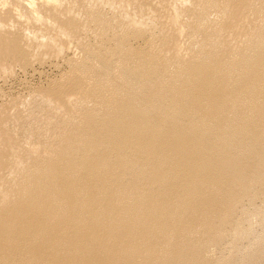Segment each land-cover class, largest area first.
<instances>
[{"label": "bare ground", "instance_id": "bare-ground-1", "mask_svg": "<svg viewBox=\"0 0 264 264\" xmlns=\"http://www.w3.org/2000/svg\"><path fill=\"white\" fill-rule=\"evenodd\" d=\"M122 1L93 0L87 12L96 26L83 25L74 40L82 60L67 56V43L51 32L47 39L37 37L36 56L60 57L71 66L61 87L64 96L59 94L54 107L71 120L77 113L81 122L75 120L77 127L62 134L52 149L15 156L11 186L7 181L0 191V264H264V0H244L236 7L226 0L197 5L206 10L219 4L224 20L213 30L204 27L211 31L202 39L197 29L204 25L197 23V36L188 26L189 32L183 29L173 1L177 30L170 42L161 39L158 46L155 21L134 18ZM257 3L261 23L253 31L246 24L258 19L247 16ZM74 6L60 4L54 12L77 20L81 15ZM106 7L114 13L106 14ZM132 39L142 43L131 45ZM115 60L129 67L110 76ZM153 73L164 82L151 90L143 81L150 83ZM72 98L79 100L76 106ZM243 129L250 134L257 129V135L241 136ZM253 138L255 147L233 149ZM242 160L249 164L235 167ZM138 165L134 178L117 180ZM249 193L251 201L263 197V204L244 213L245 225L244 217L236 215L241 213L237 200ZM216 219L233 221L225 247ZM207 230L209 235L201 237ZM158 255L162 259L155 261Z\"/></svg>", "mask_w": 264, "mask_h": 264}, {"label": "rangeland", "instance_id": "rangeland-1", "mask_svg": "<svg viewBox=\"0 0 264 264\" xmlns=\"http://www.w3.org/2000/svg\"><path fill=\"white\" fill-rule=\"evenodd\" d=\"M62 1H64L65 4L62 3ZM68 1H66V0H58V1L53 0L50 3L48 0H0V179H1L0 180V184H1L0 185V191H3L9 185L11 186L9 180L11 178V174H12L11 172H12L13 166H10V165L14 164L15 156H17L18 154H22V151L25 154L27 151L28 152L32 151V152L36 153L37 151L44 150V147H45V150L46 149H52V147H54L56 144H58V142H59L58 140H60L62 138V134L64 137L70 131H72V130H70L71 128L75 129L77 127L75 125H78V123L81 122V120L78 118L77 113H76V116H73L72 120H71V119H69L70 116H68V114L65 113L66 115H64V113L61 112V110L58 109L56 107V105H55V107L53 105L55 103V99L60 98V95H61V97L64 96L65 91L63 88L61 89V87L65 83V82H63L64 77L66 75L68 76L69 73H72V71L70 69L71 66L69 65L68 61L66 62L65 59L60 58V57L43 58L42 56H36V54L33 52L34 47L39 44V41H41V39H39V38H42V36H43L44 39H47L51 35L52 38H54V39L57 38V39L63 40L64 42L67 43V45L69 46V47L68 46L66 47V50H67V48L69 50V51L67 50L68 51L67 56H69V57L71 55L75 56L74 60H76V59L79 60L80 58H82V59L84 58V57H82L83 53H81L82 50L79 48L80 46L78 45V43H74V40H76L78 38V36L81 34V32H82L81 27H83V25H85L86 27L87 26H92V27L96 26V23L94 20H92V23H91V19L88 18L90 16V13L87 12L91 9V7H93L95 5V3L93 2V0H85V1L84 0H68ZM118 1L119 2L121 1V3L123 2L122 0H118ZM193 1L192 0H179V1L170 0V2H169V0H125V2L123 4H124V7L126 6L125 7L126 9H128L129 11L132 12V13L130 12L131 14H133V13L135 14V15L133 14L134 18H136L138 20H140V19L143 20V18L145 20H148L151 18L150 21H153V22L155 21L154 24H157L155 26H156V28H158L157 32L160 30L159 31L160 33L159 34L156 33L157 35L155 36L156 40H157L156 44L158 46V45H161L163 43H168L172 40L171 39L172 34L177 30L176 26L173 23L172 16L177 9L180 12L179 13L180 18H181L180 23H181V26L183 24V26H182L183 29H186L188 31V28H190L189 31L191 33L193 32V34L195 33V36H197V33L199 31H200L199 33H202V35H204V36H202L201 34L198 33V36H197L198 39H202V37L205 38L206 36H208L209 35L208 33L211 30H213V28H216L217 26L220 27V26L224 25V24H222L224 22V20H220L221 16L218 13L220 11L217 10L220 7V6L218 7V5L220 3H223L224 1L222 2V0H218V2H216V3H219V4L217 5L215 3V5L218 8L215 7L214 5H211L213 8L211 6H209L207 8V9H209V11L207 9L203 10L202 8H199V7H201L200 4L206 3L207 0H193ZM226 1H225L226 3L224 2L225 4H228L230 6L234 5L235 7L239 6L240 4H242L244 2V0H236V1L230 0L231 2H229L228 0H226ZM27 2H29L30 4ZM42 2H43V5H42ZM172 2L173 3L183 2L184 4L180 3V4H182L181 5L182 10L181 11L183 12L184 9H185V11L182 13L180 11V8H179L180 4L176 3L177 4V7H176V4L174 5ZM19 3H21L22 6H19L20 5ZM25 3H27V4H25ZM69 3L70 4L72 3L73 6L75 5L74 7L80 12L81 17H78L77 20L75 18L76 21L74 20V18H71L68 16L65 18L64 17L62 18L61 16L59 17L56 15L57 12L56 13L54 12L55 8H56V11L61 10L60 4L62 7H64V6L66 7V6L70 5ZM191 3H193V5H195V7L197 8L196 11H193L196 8L193 5H191ZM28 5H30V6H28ZM36 5H37L38 11H35V10H37L35 8ZM172 5H174L177 8L176 9L174 7L175 11H173L174 9L172 8ZM189 5H191V6H189ZM197 5H199V7H197ZM221 5L225 6L224 4H221ZM183 6H185V7L183 8ZM30 7H33V8L30 9ZM79 7H81V8H79ZM87 7H89V8H87ZM259 7H260V5H258V3H257L256 7H254V10H253V11H255V13H253V15H252V12H250L251 14L248 13L250 15V17L247 14L248 19L254 18V17H255V19L259 18V15H258V17L256 16L257 9ZM23 8L26 10L28 9L29 12L26 10H25V12H23L24 11ZM188 8H189V10H188ZM190 9H192V10H190ZM200 9H202V10H200ZM105 10H108V12H105L106 14L114 13V12H112V10H109V7H106ZM170 10H171V13H170ZM32 11H33V13L37 12L38 14L41 12L39 14L40 16L39 15L37 16V14L34 13L35 17L37 16L36 18L39 17L38 18L39 21H41L43 19V21H41L42 22L41 24L39 23V21H38V23L35 22L37 20H36V18L33 17L34 14H32ZM205 11H206L208 19H206ZM192 12H194V13L196 12V14L198 16L196 14H195L196 16L193 15ZM202 12H203V14H202ZM29 13H30V15H29ZM83 13H84V15H82ZM88 13H89V15H88ZM41 14H43L44 18L50 17V19H47V18H46V20H44V18L40 19ZM168 14H172V15H169L170 16L169 17ZM28 16H29V18H28ZM31 17H33V18H31ZM56 17H59V18L57 19ZM140 17H142V18H140ZM199 17L201 18L200 21H198ZM30 18H31V20H30ZM167 18H169L168 21H167ZM197 18H198V20H197ZM215 18L216 19L218 18V19L216 20ZM32 19H33V21H32ZM66 19H67V22H64V20H66ZM81 19H82V21L80 22ZM203 19L206 20V23ZM49 20L50 21H52V20L56 21L59 24L58 25L59 28L57 27V25H56L57 23L55 24V22H54V24L51 23L49 25V23H50ZM57 20H60V21H57ZM69 20H73V21L72 22L70 21V23H68ZM86 20L88 22H86ZM202 20H203V22H202ZM207 20H208V22H210L209 25H208ZM259 20L260 19L257 20L258 24H257V21H253V22L251 21L250 23L248 21V24H246V26H248L250 28V29L248 28L249 30L254 31L255 29L259 28L258 25H260L259 23H261ZM74 21H75V23H74ZM217 21L219 23H217ZM83 22H86V23L84 24ZM211 22H213L212 25H210ZM197 23L201 24L200 26H203V25L204 26L199 27ZM214 23H216V24H214ZM73 24H75L77 26V28L79 27L80 29L79 28L74 29L76 26L72 27ZM186 24H190V26L186 25ZM205 24H206V26L208 25L210 27H208V26L206 27ZM255 24L257 25V28L255 27ZM55 25H56V27H55ZM60 25L64 26L65 29L63 31H62V29L60 31ZM79 25H81V26H79ZM162 25H164L163 28L166 27L165 32H162L164 30V29L162 30ZM214 25H215V27H213ZM44 26L47 28H44ZM187 26H188V28H186ZM197 26L199 27V29H197L199 31L194 30V29H196L195 27H197ZM32 27H33L32 30L37 29V31H35L36 33L31 30ZM52 27L53 28L55 27V30ZM159 27H161V28H159ZM204 27L206 29L211 28V30H206ZM39 28L41 29V31L43 30L42 33L44 32L43 33L44 35H40L42 33H41V31H38ZM170 28H172L174 30H171ZM65 30H68L69 32H66ZM90 30L92 31V28ZM90 30L88 32V35H90V37L92 38V36H91L92 32H90ZM48 31H49V33L51 32L50 35H49ZM60 32H62L63 34L65 32V34L66 35L68 34L70 37L67 35L69 37V38H67L66 35H63ZM205 32H207V35L204 34ZM250 32H252V31H250ZM28 33H30V34H28ZM56 33L59 34V35H57L58 37L56 36ZM33 34H35V35H33ZM46 35H47V37H46ZM76 35H78V36H76ZM167 35L168 36L170 35L169 38L167 37ZM38 36H39V38H38L39 40L37 39ZM29 37H31V38H29ZM71 37L73 40L71 39ZM93 38H94V36H93ZM34 39H36V40H34ZM69 39L72 40L71 41L72 43L69 42ZM161 39L162 40L165 39L164 42ZM167 39H169V40L167 41ZM29 40H31V41H29ZM93 41H94V39H93ZM139 41L141 42L142 40L132 39L131 45L132 44H135V45L141 44L142 42L140 43ZM165 41H167V42H165ZM158 42H160V43H158ZM29 43L31 45H34V46H30ZM212 52H214V51H211V53ZM30 54H31V56H30ZM37 57L39 59H37ZM78 57H80V58H78ZM82 59H80V60H82ZM118 59H120V58H118ZM116 60H115V62L119 61V60L118 61H116ZM89 62L91 63V61H89ZM95 63L97 64L98 62H95ZM120 63H122L123 67ZM118 64H120V65H118ZM129 65H130V67H132L131 64H129ZM114 66H116V67H112L111 70H109L110 76H117L118 75L117 73L121 69L124 70L125 67L126 68L129 67L128 65H126V63H123L122 61H119L117 63V65L115 64ZM111 73H113V74H111ZM153 75L155 77H150L152 79L149 80L150 83L152 82L151 84L148 83L146 80L143 81V84L146 85V87L150 88L151 90L156 89L157 84L160 86V84H163L162 82H164L163 81L164 78L162 76L158 75V77L156 79V74L153 73ZM159 77H161V78H159ZM60 83L62 85H60ZM57 85H59V86H57ZM149 86H151V87H149ZM59 87H60V89H59ZM153 87H154V89H153ZM54 94H55V97L53 96ZM51 98H54V99L52 100ZM77 100H78L77 98H72V101L71 100L70 101L72 102V104H73V102L74 103L76 102L74 104L76 106V104L79 103L78 102L79 100L78 101ZM50 101L51 102L54 101V102L49 104ZM103 103H107V102L106 101L102 102V105H101L102 107H104V105H105ZM58 115L61 117H59ZM62 116L63 117L66 116L68 121H67L66 117L63 118ZM64 121H67V122H64ZM223 129H225V127L221 128V130H223ZM67 130H68V133H66ZM243 130L240 131V133H239L241 136H243V135L244 136H250L252 134L253 136L252 135L251 136L254 137L255 135H257L256 134L257 129H256V131H255V129H251V134L248 131L250 129H246V130L243 129ZM255 142H256L255 138H253V141L251 140V142L250 141L245 142V144H242L241 142H237L239 145L234 144L235 146H233V149L235 147L237 149H239L238 147H240V146H241L240 148H242V147H244L243 145H246V144H247V147L249 146V147L253 148L256 146ZM18 148H19L20 152H19ZM180 152L184 153L186 151L182 150ZM248 164H249V162H247V160H242V161H239L235 165V167L237 166L239 168V167H243V166L248 165ZM137 167L138 168H135V167L131 168L132 171H131V169L126 171V172H128V174L126 172L123 173L124 175L118 177L117 180H120V181L121 180H127V179L130 180V179L134 178L137 170L139 169V165ZM8 168H10L11 171ZM181 170L186 171L187 169L186 168L179 169L178 172L181 173L182 172ZM182 173H184V172H182ZM8 175H9V177H8ZM4 177H5V179H4ZM171 180L172 179H170V181ZM7 181L9 182L8 183L9 185L7 183H5ZM116 181H115V183H116ZM120 181L118 182V184H120ZM116 185H117V183H116ZM1 187H4V189ZM129 189H131V188H129ZM253 191L251 193L255 194V191H254V193H253ZM1 193L2 192H0V195H1ZM251 193H249L246 197H245V195H242L243 197L242 196L239 197V199H238L239 202L237 200V205H238L237 208L239 209L238 211L243 213V214L240 213V214H236V215H238V216L241 215L240 217H244V216L246 217V215L244 213L247 212L250 207H252L254 205L259 207L263 204L262 202L264 200L261 202V199L263 197L260 198L258 201H255V199L253 201H251L249 198L251 196ZM176 198H178L177 199V201H178L179 196H176ZM242 200L244 202L245 201L246 202L244 203ZM247 200H249V201H247ZM248 202H249V204H248ZM252 202H254L255 204ZM246 204H247V206H246ZM241 205H243V206H241ZM245 207H247L248 209ZM238 211H237V213H239ZM245 217L243 220L245 221V225H247V223L249 221L247 222V220H245ZM183 221H184L183 224L185 227H188L190 225V221L189 222H188V220H183ZM214 221L218 222L217 223L218 225L216 223H214L215 227H217V230L222 229V228L224 229V231L218 230L221 234L219 232L218 233L222 236V240H223L222 242L224 243V244L222 243L221 245H222V247H225L226 243H228L232 237L230 234V230L232 229L231 227L233 226V224H231V223H233V221L228 222V223L227 222L223 223V222H221L220 219L219 220L216 219ZM219 221H220V223H219ZM206 232H207V234H206ZM206 232L201 237H207L209 235V233H208L209 230H207ZM248 239L247 240L244 239L245 241L243 240L244 242H243V245L240 246V248H241L240 250L246 248V246L250 242V239L249 240ZM234 252H235V250H234ZM169 255H171V253H169ZM158 256L160 257L159 259H158ZM158 256L155 258V259H157L155 261H160L162 259V256H160V255H158ZM132 258L134 260L136 259L135 256H133ZM30 262L27 261L28 264H30Z\"/></svg>", "mask_w": 264, "mask_h": 264}]
</instances>
